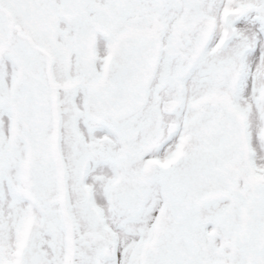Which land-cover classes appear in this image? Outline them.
I'll use <instances>...</instances> for the list:
<instances>
[{
  "label": "snow or ice",
  "instance_id": "1",
  "mask_svg": "<svg viewBox=\"0 0 264 264\" xmlns=\"http://www.w3.org/2000/svg\"><path fill=\"white\" fill-rule=\"evenodd\" d=\"M0 264H264V0H0Z\"/></svg>",
  "mask_w": 264,
  "mask_h": 264
}]
</instances>
